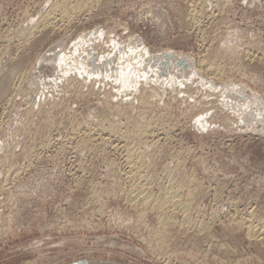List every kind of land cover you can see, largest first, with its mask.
<instances>
[{"label": "rangeland", "instance_id": "rangeland-1", "mask_svg": "<svg viewBox=\"0 0 264 264\" xmlns=\"http://www.w3.org/2000/svg\"><path fill=\"white\" fill-rule=\"evenodd\" d=\"M90 262L264 264V0H0V264Z\"/></svg>", "mask_w": 264, "mask_h": 264}, {"label": "bare ground", "instance_id": "bare-ground-1", "mask_svg": "<svg viewBox=\"0 0 264 264\" xmlns=\"http://www.w3.org/2000/svg\"><path fill=\"white\" fill-rule=\"evenodd\" d=\"M63 2H64V1H63ZM66 2H68V1H65L64 4H63L62 7H61V8H63V11H65V12H67V10H68V9H67V8H68V5H67ZM61 4H62V3H61ZM73 6H74V5H73ZM56 7H58V6H56ZM59 7H60V6H59ZM76 7H77V6H76ZM53 8H55V7H53ZM78 8H79V6L77 7V9H78ZM54 10H55V9H54ZM71 10H72V9H71ZM55 11H56V10H55ZM55 11H54V12H55ZM61 12H62V10H61ZM70 12H72V11H70ZM63 14H66V13H63ZM45 18H46V17H45ZM55 20H56V19H55ZM41 22H42V21H41ZM45 23H46V22H45ZM41 24H42V23H41ZM31 32H32V31H31ZM202 60H203V59H202ZM205 60H206V59H205ZM204 62H205V61H204ZM207 62H208V61H207ZM202 64H203V63H202ZM202 67H203V66H202ZM209 67H210V65H209ZM207 69H208V68H207ZM210 70H211V69H210ZM215 73H216V72H215ZM221 76H222V75H220V77H221ZM212 78H213V77H212ZM222 78H223V77H222ZM144 119H145V118H144ZM146 121H147V120H146ZM113 123H114V122H113ZM141 125H142V124H141ZM146 126H147V125H146ZM155 126H156V125H155ZM80 128H81V127H80ZM115 128H116V127H115ZM151 128H152V127H151ZM140 129H141V128H140ZM149 129H150V128H149ZM114 131H115V130H114ZM138 132H140L139 134L142 135V134H144L145 131H144V130H139ZM128 134H129V133H128ZM130 144H131V143H130ZM128 145H129V144H128ZM134 153H135V152H134ZM132 155H133V154H132ZM142 155H143V154H142ZM130 156H131V155H130ZM126 159H127V158H126ZM134 159H135V158H134ZM130 160H133V159H130ZM137 160H138V159H137ZM128 162H129V159H128ZM133 165H134V164H133ZM130 166H131V165H130ZM130 172H131V171H130ZM135 175H136V174H135ZM171 176H172V175H171ZM137 177H138V176H137ZM153 183H154V182H153ZM189 183H190V182H189ZM169 184H170V183H169ZM171 184H172V183H171ZM134 186H135V185H134ZM174 186H175V185H173V184H172V187H171V185L168 186L169 188H170V187L172 188V193L169 194L168 191H165V192H168V193H166V195L164 196V200H162V198H163L162 196H160L161 199L158 198L159 200H158V199H157V200H156V199L153 200V199L151 198V199L153 200V201L151 202L153 206H151V205H150V206H151V207H154V206L156 207V206H157V207H161V208H162L163 204H165V206L168 205V208H169V206L172 207V208H173V207H174V208H175V207H180V206H181V203H180V202H181V198H180V195H178V193H181V190H182V189H179V188L177 189L176 186H175V187H174ZM179 186H180V185H179ZM168 187H166V188H168ZM136 189H137V187L135 188V191L137 192L138 190H136ZM174 189H175V190H174ZM124 190H125V189H124ZM140 190H141V189H140ZM140 190H139V191H140ZM144 190H145V189H144ZM144 190H143V191H144ZM166 190H168V189H166ZM182 191H183V190H182ZM165 192H164V194H165ZM134 193H135V192H134ZM140 193L142 194V191H140ZM141 194H139V197H140ZM143 194H144V193H143ZM162 195H163V194H162ZM144 196H146V195H144ZM137 197H138V195H137ZM137 197H136V198H137ZM139 197H138V199L140 200L141 198H139ZM149 197H150V196H149ZM149 197H148V198H146V197L143 198V197H142V198L145 200V199H149ZM154 198H155V197H154ZM143 199H142V200H143ZM151 199H150V201H151ZM144 202H145V201H144ZM146 202H147V200H146ZM148 202H149V201H148ZM183 204H184V203H183ZM188 206H189V205H188ZM163 207H164V206H163ZM146 208H147V207H146ZM164 208H165V207H164ZM174 208H173V209H174ZM157 209H158V208H157ZM180 209H181V208H180ZM176 210H177V209H176ZM165 213H166V212H165ZM187 213H188V212H187ZM164 216H165V215H164ZM164 216H163V217H164ZM177 217H178V216H177ZM174 219H175V217H174ZM188 219H189V218H188ZM248 226H249V225H248ZM249 227H251V226H249ZM255 227H256V226H255ZM186 228H187V227H186ZM243 228H244V227H243ZM246 228H247V230H248V234H249V230L251 231V228H250V229H248V227H246ZM256 229H257V228H255V229L253 228V229H252V231L254 230V232H253L254 234H255V233L257 234L258 229H257V231H255ZM261 229H262V228H261ZM259 230H260V229H259ZM262 231H263V230H262ZM262 231H260V232H262ZM260 232H258V233H260ZM183 233H184V232H183ZM254 234H252V236H254ZM256 234H255V235H256ZM260 234H261V233H260ZM249 235H250V234H249ZM256 236H257V235H256Z\"/></svg>", "mask_w": 264, "mask_h": 264}, {"label": "crops", "instance_id": "crops-1", "mask_svg": "<svg viewBox=\"0 0 264 264\" xmlns=\"http://www.w3.org/2000/svg\"><path fill=\"white\" fill-rule=\"evenodd\" d=\"M73 264H78V263H73ZM89 264H97V263H91V262H90ZM104 264H107V263L105 262Z\"/></svg>", "mask_w": 264, "mask_h": 264}]
</instances>
